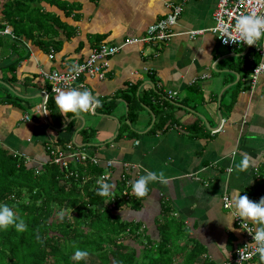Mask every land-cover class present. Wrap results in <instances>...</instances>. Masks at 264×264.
Masks as SVG:
<instances>
[{
	"label": "crops",
	"instance_id": "crops-1",
	"mask_svg": "<svg viewBox=\"0 0 264 264\" xmlns=\"http://www.w3.org/2000/svg\"><path fill=\"white\" fill-rule=\"evenodd\" d=\"M69 1L80 7L68 17L44 4L76 28L68 37L57 26L54 38L61 46H51L49 52L31 38H18L0 7L1 24L15 34L0 35V144L41 166L49 160L48 147L73 143L97 154L103 167L105 160H114L113 179L120 185L125 171L134 178L146 170L163 171L167 183H151L138 207L123 203L119 209L124 218L141 224L142 236L131 244L138 245L137 249L156 245L170 215L186 227L180 237L186 251L195 243L202 246L196 264H231L245 234L235 219L231 225L232 209L224 208L223 197L229 196L232 203L235 189L254 201L264 196V73L256 86L249 82L254 64L261 61L255 53L259 46L231 49L219 42L216 33H211L217 0ZM174 6H180L181 12L167 42L127 45L108 58L102 78L84 76L87 87H76L90 90L100 101H112L110 112L105 108L64 116L55 104L53 110L42 105L41 94L49 92L44 71L83 60L98 35L110 44L142 36ZM192 30L203 32L191 35ZM52 48L55 57L50 59ZM134 84H139V92L158 88L153 105L161 103L162 96L168 100L166 94L173 92L161 111L172 118L162 128L151 132L163 115L154 114L150 105H142L138 117L129 120V105L121 93ZM26 114L31 120L24 119ZM85 127L92 131L90 138L80 133ZM245 155L250 163L241 172L235 164ZM175 259L180 262L182 256ZM253 264H260L259 258Z\"/></svg>",
	"mask_w": 264,
	"mask_h": 264
},
{
	"label": "trees",
	"instance_id": "trees-1",
	"mask_svg": "<svg viewBox=\"0 0 264 264\" xmlns=\"http://www.w3.org/2000/svg\"><path fill=\"white\" fill-rule=\"evenodd\" d=\"M44 4L64 11L67 17L74 15L76 7H80L69 0H6L4 3L0 0V9L5 22L14 26L18 38H31L49 52L51 46H61V42L54 38L58 35L57 26L63 28L68 37L76 33V28L68 25ZM102 39L103 35H98L96 40H92L94 47ZM255 53L258 55V52ZM157 89L154 87L139 92V84H134L122 90L121 96L129 105L130 121L138 117L142 105H150L154 108V114H161L170 99L162 96V102L153 105L152 96L159 95ZM111 102L106 98L102 100L100 106L95 108V113L105 108L110 112L111 105L108 103ZM54 104L55 97L49 92L46 106L53 110ZM170 118L171 114L164 113L151 132L162 128ZM71 127L72 122L65 129ZM91 132L86 127L80 130L89 138ZM120 135L121 132L117 138ZM60 141L58 139L57 142ZM47 153L49 160L38 166L0 144V201L15 205V211L28 226L23 232L11 227L0 231V264H87V258L82 261L71 259L76 248L86 249L88 256L95 257L100 264H196L202 246L195 243L186 251L187 247L180 245V237L186 228L184 223L168 215L161 226V240L154 246L137 249L130 241H139L142 236V230H139L141 224L124 218L119 209L123 203L138 207L140 199L120 198L115 208H109L105 203L106 198L96 192V179L105 171L102 165H93L89 170L92 172L91 177L84 180L83 166L67 170L51 161L50 151ZM76 170L78 177L70 174V171L76 173ZM123 187V184L118 183L113 191ZM61 216L64 217L62 220L59 219ZM173 248L174 254L171 253ZM181 256L180 262L175 259Z\"/></svg>",
	"mask_w": 264,
	"mask_h": 264
},
{
	"label": "built area",
	"instance_id": "built-area-1",
	"mask_svg": "<svg viewBox=\"0 0 264 264\" xmlns=\"http://www.w3.org/2000/svg\"><path fill=\"white\" fill-rule=\"evenodd\" d=\"M254 10L257 11L258 14L264 12V0H217L216 8L214 10V27L217 25V23L223 21L224 23L229 25L231 30V26L235 23L236 16ZM180 12L181 7L174 6L172 11L169 12L166 16L150 24L146 28V32L144 35L125 38L121 43L110 44L108 42L102 41L97 47H94L91 50L90 54L83 60L67 63L64 68H52L49 71H44L42 75L49 83V92L53 95H57L58 90H68L70 88H76L77 86L87 87L85 82L83 81L84 76H98L102 78L104 76V67H106L107 65L108 58L119 52L122 48L127 45L140 43L157 44L160 42H167L174 35L173 27L177 23ZM5 29H8L10 31L12 37L15 36L13 30L7 25L0 30V33H3ZM202 32L203 30L189 31L191 35H197ZM216 35L222 45L227 46L231 49H236L245 46H253L243 44L242 42L225 43L224 39L218 36L219 33H216ZM256 50L258 52V55L261 57V61H259L253 67L252 72L249 76V82L251 87L256 86L259 78L264 73V47H257ZM49 57L50 59H53L55 57V50L53 48L51 49ZM49 92L45 91L46 99L48 97ZM166 96L171 99L173 98L174 94L173 92L169 91ZM24 119L31 120L29 114H26L24 116ZM48 149L51 151V161L55 162L56 164L62 166L67 170H70L69 168L83 166V168L85 169L83 174L84 180H87L91 177L90 175L92 172L90 173L89 170L93 165L101 164V159L97 154H94L91 150L86 148H78L74 146L73 143H67L65 146L62 147L50 146L48 147ZM115 164L116 162L112 159L105 160V171L98 177H106V182L113 184L114 188H116L118 184L117 182H114L113 179V168L115 167ZM123 165L126 167L127 170L129 164L125 162ZM73 172L74 171H70V174H73L74 176L78 177V170H76V173ZM120 177L124 187L121 189V191H118V195L117 192L114 190L112 196L106 198L105 203L107 206H109V208H115L117 200L120 198L126 200L129 199V197L135 198V196L131 195L130 193L131 181L135 180L136 178H134L129 172L126 171L121 173ZM223 206L225 209H232L230 197L227 195L223 197ZM235 222L244 231L245 239L235 249L231 264H237V261L240 259V249L245 247V244L249 243L252 240L251 234H249L246 229L242 228L240 219L236 218ZM248 226L252 227L251 224H249ZM257 257L258 255H255L250 260L243 261L242 264H253L252 261L254 259H257Z\"/></svg>",
	"mask_w": 264,
	"mask_h": 264
},
{
	"label": "clouds",
	"instance_id": "clouds-1",
	"mask_svg": "<svg viewBox=\"0 0 264 264\" xmlns=\"http://www.w3.org/2000/svg\"><path fill=\"white\" fill-rule=\"evenodd\" d=\"M211 33H219L218 36L228 42H242L247 45H256L264 47V12L258 14L257 11L242 13L235 17V23L231 26L223 21L211 30ZM10 31L5 29L0 35H10ZM47 101V100H46ZM101 101L93 95L90 90H80L78 88H70L68 90H58L55 96V105L59 113L64 116L67 113L76 115L93 111L99 107ZM249 157L247 155L235 164V168L239 171H245L249 167ZM232 171V169H229ZM167 183V179L163 171L146 170V174L140 175L131 181V195L137 199L143 198L149 192V185L154 182ZM98 187L96 192L101 197H111L114 185L106 182V177L101 176L96 181ZM232 221L236 218L240 219L241 226L246 229L252 236V240L245 244V247L239 251L240 259L237 264L250 260L253 256L258 255L260 264H264V196L258 201L249 199L248 195L242 194L239 189H235L232 194ZM251 224L252 227L248 225ZM14 228L17 232H23L28 227L24 218L15 211V205H9L4 201H0V231H6ZM229 228H232L229 227ZM89 255L86 249L76 248L71 259L74 261H82Z\"/></svg>",
	"mask_w": 264,
	"mask_h": 264
},
{
	"label": "rangeland",
	"instance_id": "rangeland-1",
	"mask_svg": "<svg viewBox=\"0 0 264 264\" xmlns=\"http://www.w3.org/2000/svg\"><path fill=\"white\" fill-rule=\"evenodd\" d=\"M85 117H86V119L88 120V122H89V116L87 117L86 115H85ZM92 138V137H91ZM93 139V138H92ZM95 140V139H94ZM64 217L63 216H61V217H59V219L60 220H62ZM135 247H137L138 245H134ZM139 246H141V244H139ZM87 258V264H100L99 263V261L95 258V257H93V256H87L86 257Z\"/></svg>",
	"mask_w": 264,
	"mask_h": 264
},
{
	"label": "water",
	"instance_id": "water-1",
	"mask_svg": "<svg viewBox=\"0 0 264 264\" xmlns=\"http://www.w3.org/2000/svg\"><path fill=\"white\" fill-rule=\"evenodd\" d=\"M41 97L46 99V94H45V96H44V94H41ZM44 103H45V101L42 103L43 106H44ZM43 106H42V107H43ZM74 140H75V139H74Z\"/></svg>",
	"mask_w": 264,
	"mask_h": 264
}]
</instances>
